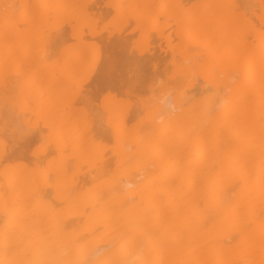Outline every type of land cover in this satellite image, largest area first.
Segmentation results:
<instances>
[{"label": "bare ground", "instance_id": "6f19581e", "mask_svg": "<svg viewBox=\"0 0 264 264\" xmlns=\"http://www.w3.org/2000/svg\"><path fill=\"white\" fill-rule=\"evenodd\" d=\"M0 264H264V0H0Z\"/></svg>", "mask_w": 264, "mask_h": 264}]
</instances>
